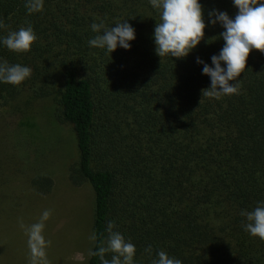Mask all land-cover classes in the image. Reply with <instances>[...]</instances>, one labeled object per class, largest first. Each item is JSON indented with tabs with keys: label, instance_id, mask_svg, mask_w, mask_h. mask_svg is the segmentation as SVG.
Instances as JSON below:
<instances>
[{
	"label": "trees",
	"instance_id": "1",
	"mask_svg": "<svg viewBox=\"0 0 264 264\" xmlns=\"http://www.w3.org/2000/svg\"><path fill=\"white\" fill-rule=\"evenodd\" d=\"M200 4L204 39L186 58L161 62L160 14L150 0H44L32 15L25 0H0L7 25L0 37L28 25L37 36L27 53L0 44V62L32 69L19 86L0 82V198H14L16 177L36 198L52 191L53 179L34 172L12 123L29 103L23 96L53 95L74 137L69 178L90 186L98 237L114 222L135 245V264H152L160 250L182 264H264V242L244 230L241 215L264 201V54L251 51L238 95L202 98L211 79L197 58L212 66L225 43L209 12L234 19L238 9L233 0ZM101 21L109 28L127 21L135 30L130 49L90 47L91 24ZM86 264L100 258L88 254Z\"/></svg>",
	"mask_w": 264,
	"mask_h": 264
},
{
	"label": "clouds",
	"instance_id": "2",
	"mask_svg": "<svg viewBox=\"0 0 264 264\" xmlns=\"http://www.w3.org/2000/svg\"><path fill=\"white\" fill-rule=\"evenodd\" d=\"M150 4L160 14V22L156 23L154 29V40L155 51L161 62L168 57L186 58L205 35L206 24L200 0H150ZM233 4L238 9L234 19L226 12H209L210 23H219L225 29L219 37L225 43L219 55L211 57L212 66L197 58L196 62L203 65V74L211 79V87L202 90V98L220 100L225 96L238 95L241 90L239 77L246 71L251 51L255 49L264 54V0H233ZM25 8L29 15L40 13L44 8V0H25ZM6 27L4 21L0 20V30ZM91 29L96 35L89 40V46L105 49L110 54L118 45L129 50V42L135 39V30L127 21L117 22L110 28L101 21L92 23ZM36 40L32 26L28 25L17 31H8L6 36L0 37V44L10 52L21 54L29 52ZM222 63L226 68L221 66ZM31 74L30 67L0 62V82L19 86ZM241 215L247 221L243 225L244 230L264 242V201L252 211H242ZM51 216L52 210L46 209L35 223L25 225L22 218L18 221L27 236L28 264H50L47 249L51 241L45 238L44 230ZM114 228V222H109L106 238L103 234L98 237L97 233L92 232L88 239L96 250L90 248L88 254L98 256L101 264H135V245L126 241ZM145 251L150 254L152 249L149 247ZM108 254L111 259L106 258ZM156 255L152 264H182L180 259L170 257L164 250L158 251Z\"/></svg>",
	"mask_w": 264,
	"mask_h": 264
},
{
	"label": "rangeland",
	"instance_id": "3",
	"mask_svg": "<svg viewBox=\"0 0 264 264\" xmlns=\"http://www.w3.org/2000/svg\"><path fill=\"white\" fill-rule=\"evenodd\" d=\"M23 98L29 103L12 123L13 133L25 157L32 160L34 172L49 175L54 186L48 195L36 198L16 177L11 183L14 193L10 197L14 198H0V264H28L27 236L18 221L35 223L46 209L52 210L44 230L51 241L47 249L50 264H86L92 245L88 237L93 195L87 183L75 184L69 178V167L77 159L73 133L60 120L53 95Z\"/></svg>",
	"mask_w": 264,
	"mask_h": 264
}]
</instances>
